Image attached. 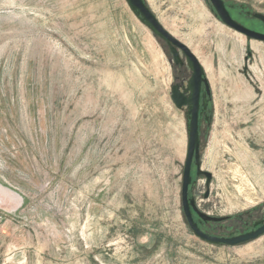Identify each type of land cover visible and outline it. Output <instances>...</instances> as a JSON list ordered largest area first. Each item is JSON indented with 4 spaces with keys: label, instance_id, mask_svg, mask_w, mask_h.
Wrapping results in <instances>:
<instances>
[{
    "label": "rangeland",
    "instance_id": "obj_1",
    "mask_svg": "<svg viewBox=\"0 0 264 264\" xmlns=\"http://www.w3.org/2000/svg\"><path fill=\"white\" fill-rule=\"evenodd\" d=\"M145 1L210 90L212 179L193 169L189 198L236 228L264 219V42L206 0ZM226 1L264 16V0ZM171 62L125 0H0V264H264V234L214 245L186 223Z\"/></svg>",
    "mask_w": 264,
    "mask_h": 264
},
{
    "label": "water",
    "instance_id": "obj_2",
    "mask_svg": "<svg viewBox=\"0 0 264 264\" xmlns=\"http://www.w3.org/2000/svg\"><path fill=\"white\" fill-rule=\"evenodd\" d=\"M130 10L140 19V21L147 26L153 36L160 38L165 43L179 47L188 58L189 65L193 71V75L188 82V86L183 92L180 91L178 86H172L170 92V99L176 108L181 109L183 107L188 108L187 112V150L186 158L184 163V169L182 174V185H181V204L183 215L186 223L195 237L198 239L214 245H226V246H237L252 240L264 234V222L255 223L254 227H258L256 230L250 231L245 234L230 238H219L217 236H210L203 233L194 222L192 211L197 214L202 221L221 222L224 217L209 216L201 212L193 199H190L189 187L192 184V165L194 164L197 176H204L206 178V185L210 183L212 175L210 172L201 170V156L199 154V98L201 83L203 82L206 88V93L209 95L210 90L206 78L203 77L204 70L197 60L196 56L188 49L186 45L177 40L171 35L158 21L154 13L150 10L144 0H125ZM212 8L216 11L219 18L224 24L234 29L235 31L243 34L247 39H254L258 41H264V35L252 32L238 25L231 20L228 12L224 7L222 0H207ZM254 17L260 20L264 24V16L261 14H254ZM175 58V55H174ZM188 93V96H187ZM209 195L208 190L204 194V199H207Z\"/></svg>",
    "mask_w": 264,
    "mask_h": 264
},
{
    "label": "flooded vegetation",
    "instance_id": "obj_3",
    "mask_svg": "<svg viewBox=\"0 0 264 264\" xmlns=\"http://www.w3.org/2000/svg\"><path fill=\"white\" fill-rule=\"evenodd\" d=\"M222 1L224 2V7H225L226 11L228 12L232 21H234L235 23L244 27L247 30H250L252 32H256V33L264 35V26L262 25V22H260V21L258 22L256 20L252 21L251 18H253L254 15H252L246 9V7H244L243 5L230 3L226 0H222ZM206 2L210 6L215 17L221 23H223L222 20L219 18V15H217L216 11L210 5V3L207 0H206ZM224 25H226V24H224ZM227 27L230 28L229 26H227ZM165 44H166L167 49L169 51V54L171 56V60H172L171 63L173 64V67L176 68V71L178 73V75L175 78L177 80V82L173 86H178L180 88V90H184L187 88L188 82L190 81V79L193 75V71L189 65L188 58L179 47H176L174 45H170L167 43H165ZM174 55H175V58H174ZM185 72H188V76L184 77V78H180V75L184 74ZM203 77L205 78V75H203ZM205 90H206L205 85L202 82L201 83V89H200V98H199L198 125H200L202 116L205 118V120H209V118H210L208 107H209V105L211 106V96H210V94L208 95ZM187 96H188V93H187ZM199 150H200V146H199ZM193 169L194 170L196 169L194 164L192 165V170ZM192 182H193V180H192ZM188 196H189V194H188ZM200 211L205 213L203 210H200ZM192 216H193L194 222L197 224L198 228L203 233L210 235V236H217L219 238H230V237H234V236H238L241 234L248 233V232L256 230L258 228V227H254L255 223L264 222V219L258 220V221H253V222H247V221L242 220V227L236 228L234 225L230 224V222L235 219L234 217H231V216L225 217V219L222 220L221 222L202 221L199 219L197 214L193 211H192ZM225 223H227V224H225Z\"/></svg>",
    "mask_w": 264,
    "mask_h": 264
},
{
    "label": "bare ground",
    "instance_id": "obj_4",
    "mask_svg": "<svg viewBox=\"0 0 264 264\" xmlns=\"http://www.w3.org/2000/svg\"><path fill=\"white\" fill-rule=\"evenodd\" d=\"M4 201H5L4 197L2 195H0V206L6 207V204H5L6 202H4Z\"/></svg>",
    "mask_w": 264,
    "mask_h": 264
}]
</instances>
